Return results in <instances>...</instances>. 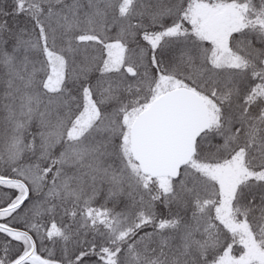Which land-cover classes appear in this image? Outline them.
Segmentation results:
<instances>
[{
  "label": "snow or ice",
  "instance_id": "1",
  "mask_svg": "<svg viewBox=\"0 0 264 264\" xmlns=\"http://www.w3.org/2000/svg\"><path fill=\"white\" fill-rule=\"evenodd\" d=\"M0 264H264V0H0Z\"/></svg>",
  "mask_w": 264,
  "mask_h": 264
}]
</instances>
